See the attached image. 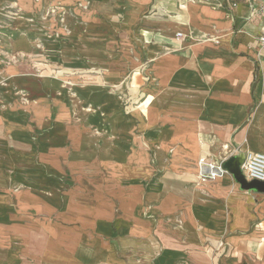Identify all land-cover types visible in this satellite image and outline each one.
Wrapping results in <instances>:
<instances>
[{
	"label": "rangeland",
	"instance_id": "374dc122",
	"mask_svg": "<svg viewBox=\"0 0 264 264\" xmlns=\"http://www.w3.org/2000/svg\"><path fill=\"white\" fill-rule=\"evenodd\" d=\"M178 1L187 24V1L215 8L218 0ZM160 2L174 0H0V264L78 258L79 193L97 176L104 192L118 191L111 164L142 160L156 124L148 58L164 41L147 32L168 18L152 11ZM182 26L175 37L190 44L217 42ZM228 27L233 43L239 26ZM223 149L215 155H227ZM254 221L248 229L264 231V214Z\"/></svg>",
	"mask_w": 264,
	"mask_h": 264
},
{
	"label": "crops",
	"instance_id": "0c3cea01",
	"mask_svg": "<svg viewBox=\"0 0 264 264\" xmlns=\"http://www.w3.org/2000/svg\"><path fill=\"white\" fill-rule=\"evenodd\" d=\"M187 2V24L178 20L177 0L151 6L159 17L168 13L147 32L164 41L148 58L158 86L152 139L140 146L142 160L111 164L110 185L121 189L104 192L92 176L98 184L79 193V257L60 264H264L257 243L264 231L248 229L264 214V198L240 189L229 173L198 174L201 158L264 152V45L256 39L264 17L251 10L256 0H218L215 8ZM232 21L239 26L233 43ZM182 25L210 31L218 43L175 37ZM221 145L225 156L215 155Z\"/></svg>",
	"mask_w": 264,
	"mask_h": 264
},
{
	"label": "built area",
	"instance_id": "2783aa9c",
	"mask_svg": "<svg viewBox=\"0 0 264 264\" xmlns=\"http://www.w3.org/2000/svg\"><path fill=\"white\" fill-rule=\"evenodd\" d=\"M230 6H235L237 0H226ZM256 6L251 7V10L257 15L264 17V0H256ZM180 34V33H178ZM177 34V35H178ZM212 38H208L210 40ZM257 42L262 46L264 45V27L261 28L260 33L257 36ZM243 153V160L240 163L241 172L247 180L257 179L264 180V152L261 151H246L235 152L231 155H238ZM230 155V156H231ZM226 158L219 160L218 162H212L204 160L203 158L198 160V174L199 178L205 180L207 178H215L229 173L223 167V161Z\"/></svg>",
	"mask_w": 264,
	"mask_h": 264
},
{
	"label": "water",
	"instance_id": "95a60500",
	"mask_svg": "<svg viewBox=\"0 0 264 264\" xmlns=\"http://www.w3.org/2000/svg\"><path fill=\"white\" fill-rule=\"evenodd\" d=\"M243 160V153L231 155L223 161V167L231 174L233 180L239 185L240 189L252 190L264 193V180H247L241 172L240 163Z\"/></svg>",
	"mask_w": 264,
	"mask_h": 264
},
{
	"label": "bare ground",
	"instance_id": "6f19581e",
	"mask_svg": "<svg viewBox=\"0 0 264 264\" xmlns=\"http://www.w3.org/2000/svg\"><path fill=\"white\" fill-rule=\"evenodd\" d=\"M226 145V144H225Z\"/></svg>",
	"mask_w": 264,
	"mask_h": 264
}]
</instances>
